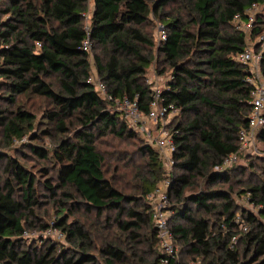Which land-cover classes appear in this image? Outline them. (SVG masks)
Instances as JSON below:
<instances>
[{"label": "trees", "instance_id": "16d2710c", "mask_svg": "<svg viewBox=\"0 0 264 264\" xmlns=\"http://www.w3.org/2000/svg\"><path fill=\"white\" fill-rule=\"evenodd\" d=\"M89 1L0 0V15H8L0 18V90L6 94L0 103V150L28 137L23 147L52 164L42 169L45 188L62 207L53 226L70 244L27 241L28 229L50 226L37 215V177L0 151V264H163L147 196L166 178L176 264L198 258L204 264H264V180L236 191L219 184L230 181L234 169L215 170L239 150V131L248 127L252 112L250 71L237 60L248 46L247 32L237 28L235 16L246 21V10L254 3L264 7V0H153V8L151 0H93L86 25ZM150 15L167 33L159 44L157 32L146 28ZM263 27L262 9L248 32L256 36ZM155 48L165 65L161 73L167 66L171 74L162 91L164 104L181 114L171 127L174 165L166 175L159 153L139 145L146 173L140 172V185L127 192L107 175L97 141L111 134L138 139L114 100L128 98L142 113L149 111L146 77ZM91 51L112 100L102 99L89 82ZM260 65L264 77V51ZM31 96L45 103L41 119L36 103L28 102ZM259 137L264 140V127ZM132 161L126 167L136 165ZM235 194L249 199L256 211L242 207ZM81 209L94 214L90 226L79 217L70 220ZM237 214L247 230L235 222Z\"/></svg>", "mask_w": 264, "mask_h": 264}, {"label": "rangeland", "instance_id": "374dc122", "mask_svg": "<svg viewBox=\"0 0 264 264\" xmlns=\"http://www.w3.org/2000/svg\"><path fill=\"white\" fill-rule=\"evenodd\" d=\"M149 3L150 7L153 8V0H151ZM179 6L180 4H177L175 6L169 5L168 7H166L165 11L172 12L174 9H178ZM1 7L2 4L0 3V8ZM93 8V0H90L88 10L86 11V25H89L90 23ZM262 9L264 11L263 6ZM0 18L1 20L6 19L8 18V15H0ZM161 25V21L157 17H155L154 15H150V20L146 28L148 32L155 34L157 32L158 26ZM247 44L251 45L256 53L263 54L264 27L261 33L256 36H251V33L247 32ZM154 56L155 58L150 68L148 69L147 77L153 80V84H151L150 86H156L159 89L163 90L164 88H166L167 80L170 78V69H167L166 66V72L161 73L165 65L162 62V56L159 54V52H157L156 48L154 49ZM90 65V76L96 81H98L99 78L95 63V57L94 52L92 51L90 54ZM50 81L55 86L57 85L55 77H52ZM4 93L5 92L0 90V103L5 102L3 98L6 94ZM30 98L31 99L28 100L29 104L31 105L32 103H36V106L33 109L39 113L38 116L39 119H41L40 113L43 107L45 106V103L43 102V100L35 96H31ZM23 99L26 100L27 96L23 97ZM122 116L124 119L127 120L130 129L134 130L138 134V139L123 140L111 134L101 137L97 141V147L102 153V155L105 157L104 164L107 170V175L113 176L115 183L123 187L125 191L129 192L133 189L134 186L140 185V178L137 175H139L140 172H142V174L146 173L143 166L144 159L139 153L138 146L141 144H148L159 153L158 147L154 143V140L159 133L156 127L157 124L160 123V121H158L157 124H154L153 122L147 120L143 116V114L139 112L130 115L129 117H125L123 114ZM180 118L181 114L179 111L170 113L169 116L166 118L168 127L170 125V129L168 128L169 133H171L172 125L178 122ZM43 127H47V125L45 124V126ZM141 127L148 128L150 133L146 134V131L144 133L143 131H141ZM262 127H264V125H262L259 129H261ZM259 129L257 136L252 141H250L252 145V152H240L238 154L236 161L228 167H232L231 169H234L229 175L230 181L219 183L221 186L228 187L229 185H232L236 189V191H238L241 189H246L248 186L255 185L258 182H262L264 180V140L260 139L259 137ZM1 138L2 137L0 130V142L2 141ZM28 140V137H26L23 141H14L12 148L2 146L0 151L2 153L7 154L8 156H12L20 160L23 164L27 166L28 169L34 172L38 181L37 190L40 201V205L37 207V215L41 220L49 223L50 226L47 229L52 228L54 232L48 235L45 233L47 229H41L39 227H36L28 229L25 233V238L29 243L38 242L41 244L42 240H47L48 242L57 243L60 247H69L70 244L67 241L66 234L61 229L53 226L54 221L57 220L60 215H62V212H60V209L62 207H60V205L58 204H55L54 199L50 196L51 192L47 190V188H45L44 186V180L47 178V176L43 173L42 168H49L50 166H52V164H50V162L48 161L45 162L41 159H38L27 148H24L23 142H27ZM42 142H44L43 144H46L48 146L51 145V139L49 138H45ZM129 160H133L131 164L136 165L126 167V162ZM251 163H253L255 167H251ZM3 166L4 162L1 161L0 175L3 174ZM242 168L244 169V171H241ZM121 177H124V181L122 183L119 182V179ZM235 197H237L240 203H245L248 209L254 212L256 211V207L249 203L246 198H242L243 196L240 197L238 194H235ZM68 207H70L69 203ZM66 213L67 212H64V214ZM200 214L202 215L204 213L200 212ZM74 217H79L82 221L87 224V226H90L95 222L94 214H88L84 212L83 209L78 210L74 215L70 216V220H72ZM239 228L241 229L240 226Z\"/></svg>", "mask_w": 264, "mask_h": 264}, {"label": "built area", "instance_id": "2783aa9c", "mask_svg": "<svg viewBox=\"0 0 264 264\" xmlns=\"http://www.w3.org/2000/svg\"><path fill=\"white\" fill-rule=\"evenodd\" d=\"M262 6L258 3H254L246 10V15L248 19L246 21L242 20L240 14L235 16V23L237 28L248 32L251 30L252 25L255 21L256 16L261 12ZM88 29V26H87ZM157 41L158 44L167 38V33L162 26H158L157 28ZM40 46V43H37ZM83 49L85 51L91 50V41L88 38L84 44ZM262 54L256 53L255 50L251 45H248L242 52L237 55V60L244 65L250 71V76L248 81L252 85V99H251V106L252 112L249 116L248 127L243 128L239 131V150L228 156L224 162L215 167L216 171H224L233 162L236 161L237 156L240 152H252V145L251 142L258 134V129L264 125V77L261 73V62ZM89 82L93 83L95 86L96 92L100 95L102 99L105 100H112V95L108 92L106 86L100 80L96 81L91 76L89 78ZM146 83L150 86L153 84V80L149 77H146ZM151 87L152 91V99L149 105V111L144 114L142 113L135 101H132L128 98H124L122 100L115 99V103L118 105V109L121 110L122 114L125 117H129L135 113H141L143 116L157 124L156 129L158 130V135L156 136L154 143L158 147L159 155L161 160L164 164V170L166 175H169L172 172L173 165H174V152H175V143L174 138L171 133L168 132V123L166 118L169 116L170 113L177 112L172 105H165L162 97V91L158 87ZM260 130V129H259ZM141 131L146 134H149L150 131L148 128L141 127ZM171 184V179L166 178L162 180L157 187L155 188L154 192L150 193L147 196V199L152 202L154 206L153 210V223L154 226L158 230V237L160 240V246L164 253V257L162 258L163 264H176L179 259V248L175 243L174 236L169 229V220L173 216V209L171 207V203L169 201L168 190ZM249 202V199H246ZM250 203V202H249ZM242 207L248 208L245 203H241ZM235 222L243 229L247 230L246 225L242 222V218L240 214H237L235 218ZM54 231L52 228H49L45 231L46 234L50 235ZM26 233V232H25ZM236 238H233V241L236 242ZM190 264H204L201 258H198L192 261Z\"/></svg>", "mask_w": 264, "mask_h": 264}]
</instances>
